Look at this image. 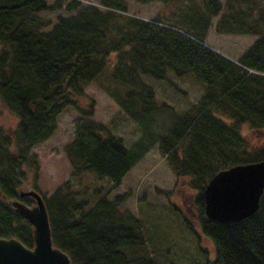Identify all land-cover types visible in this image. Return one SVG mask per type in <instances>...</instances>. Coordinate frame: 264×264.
<instances>
[{
  "label": "trees",
  "instance_id": "1",
  "mask_svg": "<svg viewBox=\"0 0 264 264\" xmlns=\"http://www.w3.org/2000/svg\"><path fill=\"white\" fill-rule=\"evenodd\" d=\"M135 2L170 8L146 21L126 15L124 0H0V104L15 120L13 130L0 125V238L33 246L31 225L10 202L32 203L17 194L24 185L38 192L39 161L30 149L73 110L79 117L62 148L69 178L38 192L52 244L70 264H158L139 220L122 208L129 194H112L153 147L185 180L187 207L212 244L211 263L264 264V191L257 211L238 222L203 216V188L213 174L264 159V0ZM53 11L66 16H38ZM213 20L218 34L255 37L237 60L203 44ZM167 72L201 86L188 108L158 103L144 82L166 80ZM104 76L105 92L138 127L129 147L89 119L93 102L84 88ZM246 131L259 133L261 144L253 147Z\"/></svg>",
  "mask_w": 264,
  "mask_h": 264
},
{
  "label": "rangeland",
  "instance_id": "2",
  "mask_svg": "<svg viewBox=\"0 0 264 264\" xmlns=\"http://www.w3.org/2000/svg\"><path fill=\"white\" fill-rule=\"evenodd\" d=\"M52 1L54 0H48V3L52 4ZM77 1L84 6H97V0ZM124 2L126 15L146 21L162 13L165 14L170 8L156 2L150 4H139L135 0H124ZM56 15L66 16V13L53 11L38 14L40 18L52 22ZM213 24L214 20L203 44L231 60H237L255 39L250 35L218 34L214 31ZM143 79L153 89L158 103L164 102L176 110L188 108L202 92L201 86L189 76L175 77L167 72L166 80ZM106 83L104 76L84 88L87 99L93 102V113L89 119L103 124L110 134L122 138L124 145L129 147L139 136L138 127L105 92L103 86ZM87 103V100L80 101L81 106H86ZM78 117L79 114L73 110L62 113L56 119V131L41 144L30 149V153L37 155L39 161V177L36 185L38 192L50 193L56 186L68 180L70 167L62 148L72 137L74 121ZM14 122V118L0 104V125L10 131L13 130ZM246 132L253 147L261 144L259 133ZM27 189H30L28 185L20 188L21 191ZM157 189L166 194L157 192ZM118 193L129 194L122 208L131 211L139 220L142 234L155 262L212 264L211 242L202 236L198 223L182 205L181 200H185L190 195L185 180L176 178L170 172L156 147L145 154L112 192V194ZM187 202L188 200L185 204ZM33 204L32 201L27 207Z\"/></svg>",
  "mask_w": 264,
  "mask_h": 264
},
{
  "label": "water",
  "instance_id": "3",
  "mask_svg": "<svg viewBox=\"0 0 264 264\" xmlns=\"http://www.w3.org/2000/svg\"><path fill=\"white\" fill-rule=\"evenodd\" d=\"M264 191V159L235 165L213 174L203 188V216L217 223H234L254 214ZM30 198L27 207L11 202L13 211L32 227V249L15 238H0V264H70L68 257L52 244L44 202L32 190L18 191Z\"/></svg>",
  "mask_w": 264,
  "mask_h": 264
},
{
  "label": "flooded vegetation",
  "instance_id": "4",
  "mask_svg": "<svg viewBox=\"0 0 264 264\" xmlns=\"http://www.w3.org/2000/svg\"><path fill=\"white\" fill-rule=\"evenodd\" d=\"M182 197L184 198V196H182ZM189 199H190V196L186 197L185 200H181L182 203H183L182 205H183V207L187 210V212H189V213L191 214V216H192L193 218H195V216H194L192 210H190V208L187 207V204H185L186 200H189ZM187 203H188V202H187Z\"/></svg>",
  "mask_w": 264,
  "mask_h": 264
}]
</instances>
